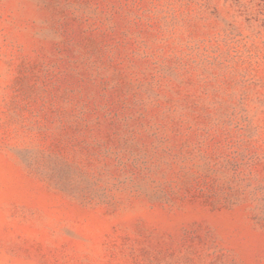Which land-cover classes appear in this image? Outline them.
<instances>
[{
	"label": "rangeland",
	"instance_id": "rangeland-1",
	"mask_svg": "<svg viewBox=\"0 0 264 264\" xmlns=\"http://www.w3.org/2000/svg\"><path fill=\"white\" fill-rule=\"evenodd\" d=\"M0 264H264V0H0Z\"/></svg>",
	"mask_w": 264,
	"mask_h": 264
}]
</instances>
